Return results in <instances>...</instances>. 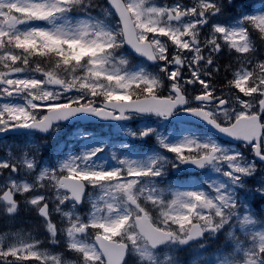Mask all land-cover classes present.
<instances>
[{
  "label": "snow or ice",
  "instance_id": "obj_1",
  "mask_svg": "<svg viewBox=\"0 0 264 264\" xmlns=\"http://www.w3.org/2000/svg\"><path fill=\"white\" fill-rule=\"evenodd\" d=\"M97 7L95 0H0V134L38 132L54 140V162L30 155V139L22 156L13 158L9 149L10 158L0 160V176L10 173L0 183V213L15 216L16 195L35 192L26 205L43 218L52 243L66 231L68 248L80 257L72 264H128L129 257L135 264H181L176 250L197 244L202 253L208 239L236 225L245 242L228 231L232 252L214 259L198 253L191 264H264V223L253 211L254 201L264 210V176L247 186L258 162L264 164V62L233 72L227 92L217 95L211 83L225 48L255 51L252 31L264 34V0L258 7L248 0H193L192 6L107 0L101 15H93ZM228 9L238 15L224 23ZM125 45L158 71L118 54ZM247 64L253 65L250 57ZM145 117H155V126ZM135 118L142 124L133 130L124 122ZM92 120L114 122L131 140L117 148L80 126ZM68 125L77 126L60 140ZM150 136L173 156L131 143ZM233 142L250 148L252 159ZM182 166L200 170L201 179L160 186L169 168L182 172ZM22 170L35 180L12 177ZM88 186L99 191L89 196L83 218L76 208ZM49 189L55 190V212L68 218L64 229L50 218ZM39 244L0 246V264H66Z\"/></svg>",
  "mask_w": 264,
  "mask_h": 264
},
{
  "label": "rangeland",
  "instance_id": "obj_2",
  "mask_svg": "<svg viewBox=\"0 0 264 264\" xmlns=\"http://www.w3.org/2000/svg\"><path fill=\"white\" fill-rule=\"evenodd\" d=\"M177 2V0H155V3L158 5H163V4H168V5H172L175 4ZM190 4L193 3V0H189ZM248 3L250 5V7H258L259 6V0H248ZM184 4V3H183ZM186 6V4H184ZM228 12H225L223 17L220 18V20L223 22L224 20L229 21V23L232 21V19L235 18L236 15H238V13L236 12V10L234 9H228ZM98 15H101V9L98 12ZM97 15V14H95ZM209 27H206L204 29H202V38L203 35L207 34V32L209 31ZM256 34H260L258 32V30H253L252 34H253V42H254V46H255V51L251 52L249 54H237L234 51L229 52V50L227 48H225L223 50V52L221 54H229L232 55V58L242 61L245 64L242 66H247L248 68L250 67L247 64V58H249L250 56L252 57V61H253V65L258 64L260 62H264V47L261 44V39H256L255 35ZM264 37V34H263ZM257 47H260L258 49V51H256ZM258 52V53H257ZM118 54H123L125 55L131 63L133 64H138L141 62H137V61H132L130 59L129 54L124 53L122 50H120V52ZM219 56V55H218ZM217 56V57H218ZM216 57V58H217ZM217 60V59H216ZM257 60V62H256ZM252 65V66H253ZM242 66H240L238 69H240ZM6 71V70H5ZM150 71H158L157 67H153L152 70ZM185 75H190V73H188L187 71L185 72ZM233 78V76L231 77V79ZM223 77L221 78L220 75H217L213 78V80L211 81V83L215 86L218 87L220 85V83L223 81ZM229 79V80H231ZM195 88L197 90H199L200 86L196 85ZM225 92L228 91V82L226 83V86H224V88L222 89ZM189 91H191V86L189 87ZM235 91V90H233ZM165 95L167 94L166 92L164 93ZM21 103V102H19ZM144 120H147L148 123L152 124L153 126H155V124L157 123L156 119L154 118H143ZM142 124V119L141 118H136V120L127 125V127L136 130L138 129ZM77 125H71V126H67L63 133L60 135L59 139L60 140H64L67 136L68 133ZM81 126V125H80ZM85 127L88 131H92V132H97L99 133L102 137H106L107 141L106 142H110L113 143L117 146V148L119 147V142L120 141H130L129 137H126L123 133V131L120 129L119 125L118 126H107V125H93V126H83ZM22 143V140L18 143H14V145H16V147H20ZM131 143L139 145L141 148V151H146L149 150L150 147H155L157 146V141L155 140V138L153 136H150L148 138H146L143 141L140 140H135V141H131ZM53 144H54V140L53 137L51 135V137L49 139H47V141H44L42 145H44L45 148V152L46 153H51V162H54V154H53ZM25 145V144H24ZM235 147V146H234ZM31 147L28 148V150ZM78 148L74 147L71 150L72 151H76ZM237 150L241 151L245 158L247 160H251L252 159V152L251 149L248 148L245 145L242 146H238L235 147ZM162 150V151H161ZM9 151V150H8ZM65 151L67 152L68 149L66 148ZM160 151L163 152L165 155L172 157L173 154L172 153H167L166 150L160 148ZM23 155V154H22ZM21 155V156H22ZM45 161H47V159H43L42 162L40 160L41 163H45ZM39 171V169L37 170V172ZM17 174V173H16ZM25 174V173H24ZM184 171L182 172H174L171 168H169L168 170V175L166 178H164L161 182H160V186L167 188L169 185H178V184H182V185H191L194 184L196 182H198L201 179V174L199 175H194L195 177L187 179L183 176ZM15 175V174H14ZM262 176H264V168L261 167L260 165H258V172L255 176L251 177V178H247V186L248 188H253L255 187V185L260 181V179L262 178ZM24 179H27L28 182H33L35 180V174L32 175H28V176H24ZM89 189L86 193V197L84 200V204H83V208L82 210L76 208V212L77 214L81 215L83 218L87 217L88 212L91 209V203L89 200V196H93L95 197L96 194H98V189H94L91 186H88ZM54 189H49L48 190V194L50 195V197H52V199H50L49 201V209L50 212L53 210V214H51V220L54 223V217H57V219H61V223H64V221L66 222V225L63 224H58V229H64L68 226L67 224V217H62L60 213L55 212V203L53 202L54 200ZM245 189H241L240 190V195L243 197L245 195ZM29 194L28 196L31 195H35L36 193H26ZM253 205L259 206V202L258 201H254ZM30 210L26 215V219L24 220L25 224H24V228L22 229V231L18 230V231H14V224L16 221V218L14 217H10L6 214H3V216L1 217L5 222L3 225H0V229L3 228L4 231H6L7 236L5 237H0V241L1 239H6L9 238L11 236L12 233H22L23 234V238H24V242L26 243H32L33 241H39V247L40 250H47L49 251L51 254L53 255H58L60 257H62L65 261L66 264H72L73 261H78L80 259L79 255L76 254L74 251L70 250L68 248V243H67V234L66 231H58V235H57V243H52L51 241V236L50 234L47 232L45 224H44V220L41 221V218L39 217L40 221H36V223H32V221L28 220V218H30L32 216V212H35V210H33L31 208L30 205H28ZM64 211H67L70 208V205H65L62 206ZM150 207V205H149ZM257 210V208H255V211ZM253 211H254V206H253ZM260 211V209H259ZM262 214V218L260 220H258L259 222L264 223V210L260 211ZM52 213V212H51ZM154 217L155 215H158V213H153ZM1 223V222H0ZM56 224V223H54ZM57 225V224H56ZM260 224L257 225V228L259 229ZM10 230H12L10 232ZM228 231H235V236L237 239L241 240L242 242H245L246 238L244 236V234L239 231V226L236 225L235 229L232 226H226L224 230H222L215 239H208L206 241L208 247L212 246V248L208 251V249H204L202 251V253L200 252L198 245L197 244H191L189 246H185V247H181L178 250L175 251V255H183V257L186 258L185 260V264H191V261L196 258V256L199 254H201L205 259L208 258H215V256L217 255V253H223V254H227L233 251V241L231 240V238L227 237V232ZM89 232L91 233V230H89ZM63 239V240H61ZM89 242H94L93 240H95V236L94 235H90L89 236ZM20 242V241H19ZM19 246V244H18ZM162 251H166V250H162ZM208 253H211L210 255ZM196 255V256H195ZM33 264H40L39 261H36ZM128 264H135V260L132 257L128 258Z\"/></svg>",
  "mask_w": 264,
  "mask_h": 264
},
{
  "label": "flooded vegetation",
  "instance_id": "obj_3",
  "mask_svg": "<svg viewBox=\"0 0 264 264\" xmlns=\"http://www.w3.org/2000/svg\"><path fill=\"white\" fill-rule=\"evenodd\" d=\"M224 23H228L227 20L223 21ZM217 61H219L217 64L219 65L220 71L217 73V75H220L221 78L223 77V82L227 83L228 79H231L233 76V72H235V69L233 68V63L230 61L231 57L229 54H220L217 58ZM223 61V63H220ZM221 89H217V95L220 94Z\"/></svg>",
  "mask_w": 264,
  "mask_h": 264
},
{
  "label": "bare ground",
  "instance_id": "obj_4",
  "mask_svg": "<svg viewBox=\"0 0 264 264\" xmlns=\"http://www.w3.org/2000/svg\"><path fill=\"white\" fill-rule=\"evenodd\" d=\"M28 220L32 221V223H35L36 221H40L39 218L33 220L32 217L28 218ZM14 222H15V224H14V231L15 232L18 231V230L22 231V229L24 228V224H25L24 220H16ZM11 231L12 230H10V232ZM12 244H13L12 241L5 240V247H8L9 245H12Z\"/></svg>",
  "mask_w": 264,
  "mask_h": 264
},
{
  "label": "water",
  "instance_id": "obj_5",
  "mask_svg": "<svg viewBox=\"0 0 264 264\" xmlns=\"http://www.w3.org/2000/svg\"><path fill=\"white\" fill-rule=\"evenodd\" d=\"M107 1V0H106ZM126 46V48L135 56V57H137V58H141V57H138L133 51H132V49L130 48V47H128L127 45H125ZM151 63V62H150ZM89 123H99V124H111V125H113L114 124V122H105V121H100V120H92V121H83V122H81V124L82 125H84V124H89ZM218 135V134H217ZM223 138V137H222ZM233 143H238V142H233ZM187 169H189V170H191V171H193V170H195V169H193V168H190V167H192V166H185Z\"/></svg>",
  "mask_w": 264,
  "mask_h": 264
},
{
  "label": "trees",
  "instance_id": "obj_6",
  "mask_svg": "<svg viewBox=\"0 0 264 264\" xmlns=\"http://www.w3.org/2000/svg\"><path fill=\"white\" fill-rule=\"evenodd\" d=\"M255 35V38L256 39H261V44H262V46L264 47V37H263V34H254ZM260 47H257V49H256V51H258V49H259ZM263 51H264V49H263ZM258 53V52H257ZM237 62H239V60H237ZM256 62H257V60H256ZM55 222H57V220H55ZM212 248V246H210L209 247V250ZM181 264H185V257H182L181 256ZM179 260H180V256H179ZM32 262H33V260H32Z\"/></svg>",
  "mask_w": 264,
  "mask_h": 264
}]
</instances>
